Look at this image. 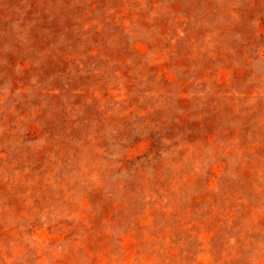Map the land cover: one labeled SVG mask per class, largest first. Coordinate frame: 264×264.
<instances>
[{
	"label": "rangeland",
	"instance_id": "rangeland-1",
	"mask_svg": "<svg viewBox=\"0 0 264 264\" xmlns=\"http://www.w3.org/2000/svg\"><path fill=\"white\" fill-rule=\"evenodd\" d=\"M0 264H264V0H0Z\"/></svg>",
	"mask_w": 264,
	"mask_h": 264
}]
</instances>
